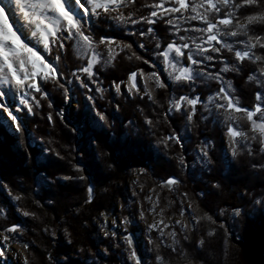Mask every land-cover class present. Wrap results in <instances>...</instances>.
I'll return each instance as SVG.
<instances>
[{
    "label": "trees",
    "instance_id": "obj_1",
    "mask_svg": "<svg viewBox=\"0 0 264 264\" xmlns=\"http://www.w3.org/2000/svg\"><path fill=\"white\" fill-rule=\"evenodd\" d=\"M152 2L153 0H135L128 7L121 8L120 12L125 16L131 13L133 19H138L140 14L148 15V9L143 5ZM176 23L181 29L192 24L200 26L198 21H190L188 24L183 21H176ZM89 24L96 35L103 33L115 35L118 38H124V33L128 30L141 27L140 25L118 24L103 17H91ZM142 27L149 26L143 25ZM152 27L154 28L152 35H155L162 44L170 37V33L165 31L170 26L160 22ZM262 29L264 25L253 26L249 34L253 32L258 34ZM180 34L177 33V35ZM138 39H142L145 43L147 51L143 55L149 58L155 41L151 39V36L144 38L134 36L129 42ZM236 39H245V37H223V40L232 43L234 48H242L243 45L235 43ZM133 46L135 48V43ZM222 54L225 57L224 63L229 67L228 72L222 73L224 81L231 84L238 103L250 107L254 102V93L258 89L264 90V78H261L260 84H257L255 80L249 81L247 77L250 73L259 76V73L255 71L257 66L248 61L235 64L232 53L227 52L226 49L222 50ZM257 54L264 55V52L257 50ZM160 59L162 58L156 61V70L158 74H161V79L167 81L170 87L156 89L151 82H148L149 90L156 101L155 104L148 100L147 95L143 99L127 96L123 85H121V90L124 94L119 96L110 87L113 81L126 79L129 69L136 65L144 68L145 71L151 70L147 65L135 60L129 61L123 53L107 65L103 62L97 65L99 68L97 79L102 81L100 86L105 91L102 98L95 92L89 94L94 96L97 111L105 114L107 123L93 121V118L98 121L95 112L89 111L93 102L87 100L85 89L72 84L67 85L76 102L72 123L61 122L60 117L55 114L63 109L66 100L62 92L52 83L44 85L49 99L41 100V107L35 108L34 114L28 112L27 108L20 103V99L13 105V109L24 119L33 145L28 144L24 129L22 134L17 133L15 125L6 126L0 122V179L8 184L13 195H22L21 200L13 201L0 187V205L7 209L6 217H0V228L10 224L22 226L23 232L18 239L21 243L29 245L27 251L31 254L43 257L44 252H48L54 238L45 231V228L53 232L58 228L65 234V237L59 235L60 241L54 251L57 253L54 254L55 258L61 255L60 263L74 264L68 259L69 252H82L84 257L78 254L79 264L115 262L120 249L117 247L114 251L110 250V244L115 243L117 246V243L110 237L103 236L97 240L94 239L93 235L102 226L93 218L98 212L109 214L116 201L123 205L121 207L122 216L129 215L128 212L133 210L134 205V198L129 195L131 190V187L130 189L128 187L129 178L132 173H136L137 182L132 184V190L135 184L141 186V196L137 198L144 207L146 202L143 198L146 197V191L151 185L157 184L160 193L158 204L162 208H168L162 195L170 187L161 185L162 181L169 176H175L179 183L170 189H173L178 206L174 209L168 208L172 216H180L179 208L183 206L187 209L185 204L188 203L192 205V212L185 211V216H180L184 221L190 215L208 212L217 220V225L223 221L228 230L226 239L224 231L220 230L213 234L210 242L200 248L195 245V240L210 230L206 222L202 223L196 231L180 233L176 229L175 242L178 241V245L181 246H178V252L185 253L187 259L179 255L174 263L171 257H168L171 256L168 248L171 249L174 246L173 241H170L172 243L164 241L152 257L155 258L157 254H160L164 258L163 264H187V261H191L192 264H257V260L259 264H264V251L260 252L264 241V210L252 205L253 196L259 198L256 194L264 191V174H254L255 170L251 168L252 163H264V153L256 152L250 157L245 151H241L236 158H233L225 136V125L220 122L222 118L218 119L215 116V109L211 112L205 110L203 104L197 106L198 110L191 126H186L183 118L176 114L168 121L161 117L159 123L150 131L144 124V116L155 119L156 115L167 107L170 98L188 92L186 85L168 80L167 74L163 72ZM80 62L77 48L69 47L59 67L67 73ZM213 64L216 67L210 70L219 71V68L223 66L216 61ZM138 87L142 89L144 85L138 84ZM216 87L218 86L214 80L198 82L195 85L196 94L206 100L209 89ZM28 99L31 103V97ZM49 103L53 105L52 108L48 107ZM49 112L53 115L52 123L47 122ZM201 115L203 119H200ZM237 116L236 124L239 125V130L246 131L247 121L240 117V114ZM170 131L176 132L181 138L182 149L175 145L165 149L163 145L157 144V137L167 135ZM207 140L213 141L209 152L211 164L203 161L197 148L198 144ZM252 146L256 148L255 141L252 142ZM48 148L58 151L64 159H59L53 153L46 151ZM101 148L106 154L105 157L99 155ZM180 154L184 155L183 167L178 164ZM105 159L108 164L112 165L111 167L107 166ZM73 164L85 170L83 174L88 177L94 187V196L89 204L83 203L87 198L84 182L60 179L62 176L74 174ZM141 169H144L143 173H140ZM213 184H218L219 188H213ZM245 191L252 193V196H245ZM185 193L187 198L182 195ZM165 201L170 203L166 198ZM234 206L242 208V215L238 218L231 215ZM17 208L21 213L29 211L34 213V216L20 217L16 213ZM221 210L224 211L223 216L220 215ZM65 211L66 215L62 218V213ZM136 232L134 226L127 227V233L132 238L134 247L141 252V243ZM154 234L151 233L152 239ZM185 236L187 239L184 238ZM69 240L72 243H69ZM157 240L159 241V238ZM99 244L109 249V252L107 254L97 252L98 258L95 261V255L87 251L90 248L94 250ZM152 244L155 249L156 245Z\"/></svg>",
    "mask_w": 264,
    "mask_h": 264
},
{
    "label": "snow or ice",
    "instance_id": "obj_2",
    "mask_svg": "<svg viewBox=\"0 0 264 264\" xmlns=\"http://www.w3.org/2000/svg\"><path fill=\"white\" fill-rule=\"evenodd\" d=\"M7 2L14 5L10 9L11 14L14 15L17 11L19 12L28 26V31L31 32L30 39L35 40L38 47L30 46L26 40L21 38L18 30L14 29V25L10 23V16L5 14L6 8L0 4V85H8L14 88L20 103L27 108L30 114H34L35 108L41 107V100L49 99L44 87L45 84L52 83L62 92L64 100L69 99L71 89L67 85L72 84L85 89L87 100L93 102L89 111L95 112V117H98V121H95V118L93 121L107 123L105 114L97 111V105L94 103L95 98L89 93L95 92L100 94L102 98L105 89L100 86L102 81L97 79L99 72L97 65L101 62L105 65L111 63L117 59L120 53L127 56L129 61H139L151 70L145 71L144 68L136 65L129 69L126 79H121L118 82L113 81L110 87L119 96L124 94L121 90V85H123L127 96L143 99L147 95L148 100L155 104L156 101L149 90L148 82H151L156 89L170 87L167 81L161 79V74H158L156 70V61L158 58H162L160 64L163 65V72L167 74L168 80L186 85L188 92L170 98L167 107L157 114L155 119L147 115L144 116V124L150 131L159 123L161 117L168 121L176 114L183 118L186 126H191L198 110L197 106L203 104L205 110L211 112L212 109H215V116L218 119L222 118L220 122L225 125V136L233 158H236L241 151H245L250 157L256 152L264 153V90L258 89L254 93V102L250 107H246L238 103L234 89L230 83L224 81L222 76V73L229 71L222 54V50L226 49L227 52L232 53L235 64L248 61L257 66L255 71L259 73V76L250 73L247 77L249 81L255 80L257 84H260L261 78H264V55L257 54V50L264 52V29L259 30L258 34L256 32L249 34L253 26L264 25V0H197V2H193V0H153L151 4L143 5L148 9V15L140 14L138 19H133L131 13L125 16L120 12L121 8L128 7L135 0H73V7L81 12L80 16L66 7L68 0H63V2L62 0H7ZM91 17H103L118 24L140 25L141 27L126 31L124 38L103 33L96 35L89 24ZM176 21H183L185 24L190 21H198L200 26L197 27L192 24L181 29ZM160 22L170 26L165 30L170 33V37L163 44L155 35H152L154 33L152 26ZM143 25L149 27L143 28ZM177 33L181 34L177 35ZM134 36L140 38L151 36V39L155 41L149 58H145L143 55L147 48L142 39L129 42ZM225 36L245 37V39L235 40L236 44L243 45V47L234 48L232 43L223 40ZM69 47L77 48V55L81 62L65 73L59 65L65 58V53ZM214 61L223 65L219 71L210 70L216 67L213 64ZM207 80L216 81L218 87L210 88L205 100L201 95L196 94L195 85ZM138 84H143L144 87L141 89ZM29 97H31V103ZM6 98V93H0V101ZM48 107L52 108L53 105L49 103ZM0 109L8 113L12 124L15 125V131L22 134L23 127L17 123V118L9 112L3 103H0ZM237 114H240V117L247 121L246 131L239 130V125L236 124ZM55 115L59 117L61 113L56 112ZM200 119H203L202 115ZM47 122H53L51 112L47 114ZM253 141L256 142V148L252 146ZM157 144L163 145L165 149L172 145L183 148L181 138L176 132L171 131L167 135L158 136ZM212 144V140H207L197 145L200 156L206 164H211L209 152ZM21 146H24L22 140ZM46 151L53 153L59 159H64L58 151L51 148L46 149ZM99 155L101 157L106 156L102 148ZM105 163L108 167L112 166L107 163V159H105ZM178 164L181 167L184 166L183 154L178 156ZM72 168L74 174L62 176L60 179L84 182L87 197L84 204L91 203L94 187L88 177L83 174L85 170L77 164H73ZM251 168L255 170L254 174H264V163H252ZM143 171L144 169H141L140 173ZM178 183L179 180L175 176H169L162 181L161 186L166 185L171 188ZM0 187L7 192L13 201L22 199L21 194L13 195L3 179H0ZM212 187L219 188V185L213 184ZM182 195L187 198L186 193ZM244 195L252 196V193L245 191ZM256 195L259 198L253 196L252 205L259 206L260 209L264 210V191ZM146 199L151 201V197H146ZM152 203L153 206L149 211L155 213L158 204ZM143 208L144 206L141 205L139 213L141 219L145 218ZM17 211L20 209L17 208ZM160 211L163 212L164 209H160ZM185 211L192 212V205L188 204L187 209L181 206L179 215L184 217ZM6 212V207L0 205V217H6ZM22 214L34 216V213L29 211H23ZM220 215H224L223 210H221ZM231 215L240 217L242 208L234 206ZM99 216L104 218L101 223L107 222V216L104 212H100ZM205 222L210 226V230L195 240L196 246L203 248L206 243L210 242L213 234L220 230L224 231L225 239L227 238L228 230L225 228L224 222L221 221L217 225V220L208 212L193 214L183 223L177 219L174 224L179 225L181 233H186L198 230L200 225ZM116 223V220L112 221V224L115 225ZM119 223L121 225L129 223L128 217H122ZM146 227L164 235V229L168 228L169 225L161 220L159 223L155 221L148 223ZM45 231L55 236V232L47 227ZM101 231L105 237H110L112 240L117 238L115 232L110 234L103 227H101ZM22 232L23 229L19 224H10L0 228V257L6 254L10 242L13 240V234L19 235ZM66 235H68L67 231ZM170 235L176 236L177 232H171ZM184 238L187 239V236ZM120 239L125 245L124 251L127 252V261H130L131 264H142L137 251L134 249L132 238L129 235H122ZM68 242L72 243L71 240ZM149 243L151 244L152 241L149 240ZM160 243L163 241L161 240ZM22 248L27 250L29 245L23 243ZM171 251L175 253L178 250L172 248ZM104 252L107 254L109 249H104ZM179 254L187 259L185 253ZM48 259L52 261L51 256ZM155 260L158 264H163L164 258L157 254ZM24 264H30L27 257L24 258ZM187 264H192V262L187 261Z\"/></svg>",
    "mask_w": 264,
    "mask_h": 264
},
{
    "label": "rangeland",
    "instance_id": "obj_3",
    "mask_svg": "<svg viewBox=\"0 0 264 264\" xmlns=\"http://www.w3.org/2000/svg\"><path fill=\"white\" fill-rule=\"evenodd\" d=\"M62 2H63V0H62ZM6 3L7 4L5 6L7 7V11L9 13V15H11L10 23H12L14 25V29L18 30V34L21 36L22 39L26 40L30 44V46L38 47V45H36L35 40L30 39L31 32L28 31V26L23 21L19 12L17 11L16 14H14V15L11 14L10 9H11V7H14V5H10L8 2H6ZM66 7L68 9H71L73 12H76L77 16L79 14H81L80 11H77V9L73 7V0H68ZM0 93H6L7 94V98L3 101H0V103H3L8 108L9 112L12 113V115H14L16 117L15 113H17V112L13 109V105L19 99V96L16 94V90L14 88L8 86V85H0ZM69 100H70V98L65 101V104H68ZM70 101H71L70 106H71V111H72V117H71V120H72L73 113H74L75 107H76V102L73 99V97L71 98ZM65 104H64V106H65ZM63 111H64L63 109L60 111L61 115L59 117H60L61 121H63L64 124H70V123L66 122L65 117H64V114L66 112H63ZM17 121L21 124V122L18 119H17ZM0 122L5 124L6 126H13L12 121L8 116V113L4 112L3 109H0ZM25 126H26V123H25ZM26 128H27V126H26ZM27 131H28V129H27ZM27 142H28V139H27ZM28 144L33 145V142L31 140V136H30V143H28ZM135 174L136 173L131 174V176L129 178L130 184L128 185L129 189L131 187V190L129 191V195L132 196L134 199L135 198L137 199V200L133 199V202H134L133 210L134 211L132 210V211L128 212L129 215L127 217H128L129 223L124 224V225H121L119 223L120 219L123 216L121 213V210H122L121 204L117 201L114 204L111 211L109 212V214L106 215L107 216V222L106 223H101L104 220V218L99 216V212L95 215V218H96L95 220L97 222L101 223V226L105 230H107L110 234L112 232H115L117 234V238L113 241L116 242L117 245L118 244L120 245V246H118L120 251L118 252L119 255L117 256V260L111 264H131L130 261H127V252L124 251L125 245H124L123 241L120 239V237L122 235H129L127 232H125V229H127V227L129 228L130 226H134L136 228V231H137L136 235L138 237L139 242L141 243V252H138L135 247H134V249L137 251L138 257L141 259L142 264H157V261L155 260L154 256L152 257V255L156 252L155 250L158 249V247H160V245L162 244V243H160L161 240L163 242L169 241V243H172L170 241H173V245H174L173 247L176 248L178 251H179V247H181L178 245L179 244L178 241H177V243L175 242L176 237L170 235L171 232H176V229H178L179 232L181 233L179 225L174 224L175 220L180 219L182 221V223L185 222L184 219L181 218L180 216H172V214L170 213V211L168 209L169 207L174 209L178 206V204H177L178 202H177L175 196L173 195V189L169 188V190L167 192H165L164 195H162V199L164 200L165 204L167 203L166 207H168L165 209V208L160 207L158 204L159 203L158 196L160 193L157 189V184L153 183L154 185H151V187L148 188V190L146 191L147 193L145 194L146 197H151V201L146 199V197L143 198V201L146 202L145 207L143 209V210H145V218L141 219L139 213L141 211V205L142 204L140 203V201L137 198L138 196H141V186H137L135 184L134 185L135 186L134 187L135 192H134V189L132 190V187H133L132 184H134L135 181L137 182V177L135 176ZM144 181L146 182V179H144ZM93 196H94V192H93ZM165 198L170 201L169 204H168V202L165 201ZM152 202H156L158 204V207L156 208L155 213L149 211V209H151L153 206ZM83 203H84V201H83ZM185 205L187 207L188 203ZM160 209H164V211L161 212ZM133 212H135V213H133ZM16 213L19 214L20 217L23 216L21 211L16 210ZM64 215H66V211L64 213H62V218H64ZM168 217H171V219H168ZM113 220L117 221V223L115 225L112 224ZM161 220H163L165 224L169 225L168 228L164 229V235H161V233L158 231L147 229L146 225L148 223H152L154 221L159 223V221H161ZM161 227H163V225H161ZM41 230H43V229H41ZM54 232H55V236H54L53 241L50 245V248H48V252H44L43 257L41 255H38V254H34V253L31 254L29 251L23 249L22 248L23 243H21L18 239L19 237H21V234H19V235L13 234V240H12V242H10L9 247L6 250V254L3 257H0V264H24V258L25 257H27L29 259L30 264H62L59 261V258L61 255L56 256V258H55L54 254L56 255L57 253L54 251H55L57 243L60 241V239H59L60 236L63 235V237H65V234L63 232H61L58 228L54 229ZM151 233H155L153 239H152ZM103 236H104V234L101 231V227L98 230V232L95 235H93L94 239H96V240L103 237ZM157 238H159V241L157 240ZM149 240H151L152 243H154L156 245L155 249H153V246H152L153 244L152 243L150 244ZM133 246H135L134 243H133ZM110 248H111L110 250L114 251V250H116L117 246L115 243H112V244H110ZM104 249H105L104 246L99 244V245L95 246L94 250H91V248H90L87 251V253H91V255H95V258H96L95 261H97V258H98L97 252L105 253ZM171 249L168 248V251H170L171 256H168V255L167 256L171 257L170 259L173 260V262L175 263L180 254L178 251L173 253L171 251ZM262 251H264V241L262 242V245L260 248L261 253H262ZM78 254H81V256L84 257V255H82V252H77V253L69 252L68 253V259L70 260V262H73L74 264H79L80 261L78 258L79 257ZM49 256L52 257V261H49V259H48ZM164 257L167 260H170L166 256H164ZM64 261H65V258H64ZM89 261H91V260L89 259ZM98 263H100V261Z\"/></svg>",
    "mask_w": 264,
    "mask_h": 264
},
{
    "label": "water",
    "instance_id": "obj_4",
    "mask_svg": "<svg viewBox=\"0 0 264 264\" xmlns=\"http://www.w3.org/2000/svg\"><path fill=\"white\" fill-rule=\"evenodd\" d=\"M69 95H70L69 98H70V100H71V98H72L71 92H70ZM70 100L68 101V104H65V106H64V108H63V110H64L63 112H66V113L64 114V117H65L66 122L71 124V122H72V120H71V117H72V111H71V106H70V104H71V103H70V102H71ZM14 113H15V112H14ZM15 115H16L17 119L21 122L23 128L25 129V132H26V135H27V139H28V143H30V135H29V133H28V131H27V128H26V126H25V121H24V119H23L22 117L18 116L17 113H15ZM257 264H259V260H257Z\"/></svg>",
    "mask_w": 264,
    "mask_h": 264
},
{
    "label": "bare ground",
    "instance_id": "obj_5",
    "mask_svg": "<svg viewBox=\"0 0 264 264\" xmlns=\"http://www.w3.org/2000/svg\"><path fill=\"white\" fill-rule=\"evenodd\" d=\"M7 0H0V4H3V6L6 8V12H5V14L6 15H9V13H8V11H7V7L5 6L7 3ZM10 16V21H11V15H9ZM132 210V209H131Z\"/></svg>",
    "mask_w": 264,
    "mask_h": 264
}]
</instances>
